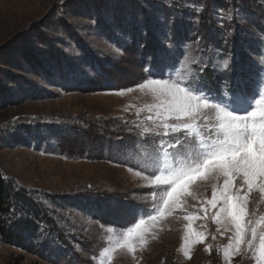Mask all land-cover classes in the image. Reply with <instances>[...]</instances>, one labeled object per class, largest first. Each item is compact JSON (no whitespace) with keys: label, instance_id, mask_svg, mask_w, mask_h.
<instances>
[{"label":"rangeland","instance_id":"374dc122","mask_svg":"<svg viewBox=\"0 0 264 264\" xmlns=\"http://www.w3.org/2000/svg\"><path fill=\"white\" fill-rule=\"evenodd\" d=\"M208 2L211 11L213 2ZM235 2L244 20L238 17L233 25L234 42L222 41L226 50L220 57L232 52L235 59L229 69H206L212 70L207 78L214 79L211 86L221 94L229 82V95L233 78L248 71L255 59L250 51L264 35V0ZM173 15L174 23L162 24ZM204 16L201 24L208 26ZM180 23L191 29L185 35L181 28L177 40L197 30L186 11L166 8L163 0H63L62 6L61 0H0V173L12 192L9 216L15 210L23 218L12 217L13 222L31 228L22 246L0 243V264L19 257L21 264H99L108 237L125 230L107 222L124 220L137 205L151 207V187L125 157L126 146L136 147L137 137L129 129L148 114L138 118L137 109L152 98L138 89L118 90L142 82V67L162 47V27L173 32ZM201 24L198 31L204 36ZM147 38L151 51L143 56ZM135 39L138 46H133ZM182 51L177 49L175 56L184 59ZM195 192L197 199L187 198V211L203 217L199 201L211 197V182L199 183ZM248 211L255 218L264 215L257 191L250 194ZM184 214L161 222L152 233L155 238L149 236L134 257L117 250L111 264H224L222 246L231 233L221 235L211 213L193 222L207 239L185 258L180 251ZM41 227L51 233L42 240L37 238ZM206 244L212 246L210 253ZM232 264L255 261L241 254Z\"/></svg>","mask_w":264,"mask_h":264},{"label":"snow or ice","instance_id":"6c2138e0","mask_svg":"<svg viewBox=\"0 0 264 264\" xmlns=\"http://www.w3.org/2000/svg\"><path fill=\"white\" fill-rule=\"evenodd\" d=\"M163 5L186 11L197 30L177 40L162 27V47L142 67V82L118 90L123 94L138 89L152 98L151 103L137 109L138 118L141 112L148 114L129 129L137 137L136 147L126 146L125 159L135 164V175L147 181L153 200L151 207L129 209L124 220L107 222L125 230L119 237H108L110 243L99 252V264H111L117 250L134 257L138 248L147 246L149 236L155 238L152 233L157 226L177 212H184L182 219L187 222L180 246L185 258H190L194 245L207 239L206 232L197 230L193 222L211 213L217 231L223 229L221 235L231 233L228 244L222 246L224 264H232L233 257L241 254H251L255 264H264V215L255 218L256 214L248 211L253 191L264 200V35L250 51L255 59L250 61L248 71L233 78L231 95L227 80L221 94L203 74L209 66L229 69L235 55L229 52L221 60L223 49L198 31L209 9L208 0H163ZM238 17L243 22L235 0L213 3L210 32L227 45L235 34L233 25ZM174 22L173 15L165 17L162 24ZM181 47L184 59L175 56ZM221 178L222 184L218 183ZM202 182H211V197L199 201L204 216L198 217L188 213L186 205L188 197L197 199L195 187ZM12 217L21 219L23 215L14 210L9 224ZM71 227L75 230L74 225ZM50 234L41 227L37 238L42 240ZM204 250L210 253L212 246L206 244Z\"/></svg>","mask_w":264,"mask_h":264},{"label":"trees","instance_id":"16d2710c","mask_svg":"<svg viewBox=\"0 0 264 264\" xmlns=\"http://www.w3.org/2000/svg\"><path fill=\"white\" fill-rule=\"evenodd\" d=\"M211 2L219 4L218 2H220L219 0H211ZM221 3V2H220ZM204 17L205 19L209 20L210 15H211V11L208 9L207 12L204 13ZM205 24H201L200 26V31L203 32L204 34V38L205 40H210L213 41L218 47H221L222 49L226 50L225 47L222 44V41L219 40V38L210 32L209 29V25L207 26V23L204 22ZM183 24H175L173 27V35H177L183 28L185 31V35H189V30H187L186 27H182ZM213 27H215V25H213ZM238 29V28H237ZM260 31H262V29H260ZM236 33V32H235ZM151 35H149L150 37ZM235 39H230V42H234ZM237 40V39H236ZM143 48H142V55L145 56L146 54H148L151 51V41L150 38H147L146 40H144L143 42ZM133 46H138L136 39L133 42ZM153 49V48H152ZM156 52H158L156 50ZM28 60V59H27ZM213 74L212 70H205V73L203 74L205 78H211V75ZM213 76V75H212ZM211 83L214 82L213 80H209ZM210 83V84H211ZM11 190L8 186V184L6 183V181L3 179L1 173H0V243H6L9 245H19L22 246L24 243V236L25 234H27L28 232H30L31 228L29 227V224L24 223V222H12L11 224H9L7 221L9 219V212L11 210V208L13 207V197L11 194ZM17 198V197H16ZM17 200H19V202L22 204L24 202H22L21 199L17 198ZM25 207V206H23ZM22 259L19 258H15L12 260L7 261L5 264H21Z\"/></svg>","mask_w":264,"mask_h":264}]
</instances>
